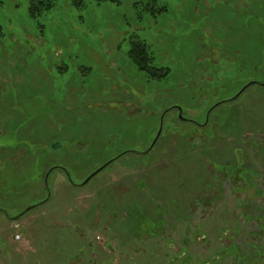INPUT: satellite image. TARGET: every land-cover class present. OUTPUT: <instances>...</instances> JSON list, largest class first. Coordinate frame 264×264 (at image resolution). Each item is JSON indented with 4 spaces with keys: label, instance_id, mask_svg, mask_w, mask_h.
I'll return each mask as SVG.
<instances>
[{
    "label": "rangeland",
    "instance_id": "374dc122",
    "mask_svg": "<svg viewBox=\"0 0 264 264\" xmlns=\"http://www.w3.org/2000/svg\"><path fill=\"white\" fill-rule=\"evenodd\" d=\"M151 1L0 0V264L264 261V0Z\"/></svg>",
    "mask_w": 264,
    "mask_h": 264
},
{
    "label": "trees",
    "instance_id": "16d2710c",
    "mask_svg": "<svg viewBox=\"0 0 264 264\" xmlns=\"http://www.w3.org/2000/svg\"><path fill=\"white\" fill-rule=\"evenodd\" d=\"M95 1H96L97 4H104V3L120 4L121 0H95ZM70 3L72 5H74L75 7H77V8H80L82 6L83 2H82V0H70ZM54 4H55V0H28V11H29L30 16L34 18V17H37V16L43 14L45 11L50 10L51 8H53ZM146 5L147 6L151 5L150 9H153V10L155 9V6H157L155 0H152L150 3L149 2L146 3ZM161 9H162V7L159 8V10H161ZM256 23H257V27L256 28L259 30V35L256 36V34L254 33L256 38L252 39V41H256V39H257V40H259V45L260 46H264V20H259ZM0 34H2L1 26H0ZM130 43H131V47L127 51V56L129 58V61H131V63L133 65H135L140 71L145 72L149 79L160 80V79H162V78H164V77H166L168 75L169 68L157 67V66L153 65V63H152L153 55H152L148 45L145 43V41L140 40V39H132L130 41ZM252 84H255V83H252ZM262 85H264V84H262ZM246 89H247V87H246ZM181 120L185 121L184 119H181ZM160 137H161V134H160L159 137H157V139L155 140V143L151 147H147L145 149V151H144L145 154H150L152 152L153 147L156 144V141L159 140ZM126 152H128V151L119 153L114 158H112L111 160L105 162L104 164H106V163L108 164V163L116 160L117 158H119L122 155H124ZM66 175H67L68 180L72 184L73 181L71 180L70 175L68 173H66ZM259 175H260V172H259L258 176ZM241 179L245 180V178H243V177H241ZM33 206H35V205H33ZM2 210L4 211V209H2ZM5 212L6 211H4V214H5ZM7 214L9 215V213H7ZM9 218L13 219L15 217H13V218L9 217ZM260 227H261V224H260ZM235 247H236V249L238 251V247L237 246H235ZM227 255L233 257L234 259H238L239 260L238 253L237 254H233V255L228 253L225 256H227ZM223 256H224V254L222 255V257ZM254 258L258 259L257 254H256V256H254ZM261 261H259V264H261ZM262 262H264V261H262Z\"/></svg>",
    "mask_w": 264,
    "mask_h": 264
},
{
    "label": "water",
    "instance_id": "95a60500",
    "mask_svg": "<svg viewBox=\"0 0 264 264\" xmlns=\"http://www.w3.org/2000/svg\"><path fill=\"white\" fill-rule=\"evenodd\" d=\"M252 84V83H251ZM251 84H248V85H245L241 90H240V92L238 93V95L242 92V91H244L245 89H246V87H248L249 85H251ZM237 95V96H238ZM180 110V109H179ZM181 112V111H180ZM179 116L181 117V113H179ZM159 134H160V130H159V132H158V134H157V136H156V138L154 139V141H153V143L151 144V146L154 144V142H155V140L157 139V137L159 136ZM108 164L106 163V164H104V165H102V166H100L98 169H96L93 173H91L86 179H85V181H84V184L85 183H88L89 181H90V179L93 177V176H95L99 171H101L103 168H105L106 166H107ZM54 168H51L47 173H46V175H45V183H46V180H47V177H48V174L53 170ZM50 197V194L48 193V198ZM30 208V207H29ZM28 208V209H29ZM27 209V210H28ZM2 210V209H1ZM5 211V210H4ZM5 215L6 216H8V214H7V212H5Z\"/></svg>",
    "mask_w": 264,
    "mask_h": 264
},
{
    "label": "flooded vegetation",
    "instance_id": "af4514ba",
    "mask_svg": "<svg viewBox=\"0 0 264 264\" xmlns=\"http://www.w3.org/2000/svg\"><path fill=\"white\" fill-rule=\"evenodd\" d=\"M239 95H240V94H239ZM213 108H214V107H212L211 110H213ZM180 111H181V110H179V112H180ZM163 117H164V114H163ZM181 117H182V116H181ZM180 119H184V120H186V119L183 118V117L180 118ZM189 121H190V120H189ZM205 123H206V122H205ZM198 130H199V129L195 128V131H196L197 133H198ZM160 134H161V130H160ZM160 134H159V136H160ZM211 135H213V134H211ZM159 136H158V137H159ZM224 175H225V174H224ZM228 175H229V174H227V176H228ZM220 177H223V176L220 175ZM240 178H241V177H240ZM235 246H236V245H235ZM238 251H239V250H238ZM238 255H239V253H238Z\"/></svg>",
    "mask_w": 264,
    "mask_h": 264
},
{
    "label": "crops",
    "instance_id": "0c3cea01",
    "mask_svg": "<svg viewBox=\"0 0 264 264\" xmlns=\"http://www.w3.org/2000/svg\"><path fill=\"white\" fill-rule=\"evenodd\" d=\"M67 176V175H66Z\"/></svg>",
    "mask_w": 264,
    "mask_h": 264
}]
</instances>
